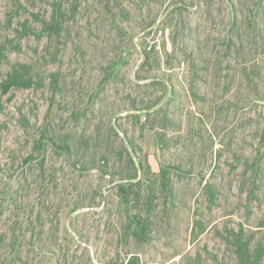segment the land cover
<instances>
[{
	"label": "rangeland",
	"instance_id": "374dc122",
	"mask_svg": "<svg viewBox=\"0 0 264 264\" xmlns=\"http://www.w3.org/2000/svg\"><path fill=\"white\" fill-rule=\"evenodd\" d=\"M13 10L1 0L0 35ZM70 33L43 68L61 74L59 91L0 96V264H236L227 232L264 222V162L243 177L264 127V0H83ZM153 42L159 57L144 67ZM45 46L30 37L11 60ZM152 79L169 92L159 113L145 111ZM128 147L152 168L136 208L118 188L133 175ZM150 199L153 231L136 238L129 218Z\"/></svg>",
	"mask_w": 264,
	"mask_h": 264
},
{
	"label": "trees",
	"instance_id": "16d2710c",
	"mask_svg": "<svg viewBox=\"0 0 264 264\" xmlns=\"http://www.w3.org/2000/svg\"><path fill=\"white\" fill-rule=\"evenodd\" d=\"M83 0H13L14 10L7 16L5 24L10 27L4 35H0V63L8 62V69L4 76L0 79V96L3 98L11 90L34 89L42 91L48 86L50 90L59 91L61 89V74L52 70H44V64L49 61L52 65L61 58L69 43L71 32V23L75 19L78 7ZM1 3V0H0ZM184 2L175 3L173 9L178 11L184 9ZM23 13V19L18 22V27L13 26L14 14ZM237 17V16H236ZM0 16V26L2 25ZM235 26V23L233 24ZM30 37L37 40L45 39L46 46L42 51L36 50L29 60L12 61L11 55L21 54L24 47V41ZM241 37V36H240ZM242 39V37H241ZM141 55L145 58L144 67L149 66V61L154 57H159L157 51L148 52L146 48L141 51ZM250 69H252L250 67ZM247 71V68H246ZM138 80V79H137ZM142 82V80H138ZM148 89L152 88L151 95H155V101L150 102L146 107V112L159 113L161 110L162 94L164 96L169 92L158 82L152 79L147 84ZM165 98V97H163ZM137 111V110H136ZM144 111L132 113L136 120L141 119L139 114ZM144 119V118H143ZM147 119V118H146ZM155 129V128H154ZM164 131V129L160 130ZM48 145L46 134H42L35 141V149L38 155L35 157L40 164H43ZM66 150L71 151L69 146ZM130 161L133 164V175L128 179L122 180L119 184V193L123 203L132 205L134 197H136L134 207L140 206L139 198L140 187L149 182L143 179L141 173L145 170L151 171L150 166H144L143 162L138 160L136 152L127 148ZM33 157H29V160ZM264 162V127L260 134L259 153L252 160L247 161L246 169L243 177L246 178L250 174V180H257L263 168ZM103 164L105 162L103 161ZM162 186L165 189L163 193H167V182L170 181V173L161 170ZM252 195H253V191ZM213 201V200H211ZM144 207L147 210L145 216L135 214L129 218L128 228L136 238L147 237L152 233L151 213L157 208L152 199ZM31 218L28 224H31ZM153 224V223H152ZM226 241L229 247L230 255L236 264H264V222L255 227V229L245 228L240 225L238 228H232L227 232ZM127 264H140L138 257H130Z\"/></svg>",
	"mask_w": 264,
	"mask_h": 264
},
{
	"label": "built area",
	"instance_id": "2783aa9c",
	"mask_svg": "<svg viewBox=\"0 0 264 264\" xmlns=\"http://www.w3.org/2000/svg\"><path fill=\"white\" fill-rule=\"evenodd\" d=\"M156 49H158V46H157L154 42L148 44L147 47H146V50H147L148 52L154 51V50H156ZM144 120H146V117H144Z\"/></svg>",
	"mask_w": 264,
	"mask_h": 264
}]
</instances>
